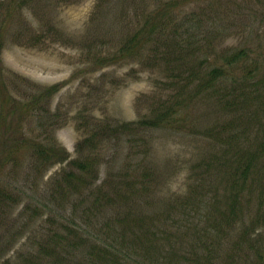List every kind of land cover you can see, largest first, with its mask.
I'll list each match as a JSON object with an SVG mask.
<instances>
[{"label":"trees","instance_id":"trees-1","mask_svg":"<svg viewBox=\"0 0 264 264\" xmlns=\"http://www.w3.org/2000/svg\"><path fill=\"white\" fill-rule=\"evenodd\" d=\"M55 1L0 0V229L13 245L10 209L27 193L18 178L26 157L35 158L37 170L66 163L53 198L78 196L80 205H90L83 218H48L37 229L38 251L17 264H264L263 53L247 45L217 51L233 33L264 25L246 5L264 8V0H97L95 27L80 42L84 62L93 70L140 62L163 73L161 89L168 92L135 121L77 116L82 137L74 158L55 136L62 117L50 108L61 84L32 83L2 58L11 37L35 47L61 35L44 10ZM24 10L36 14V26ZM207 98L228 118L217 115L213 126L198 128L191 110ZM156 130L194 132L207 144L192 158L183 193L147 203L157 191L156 166L152 175L135 170ZM121 140L136 152L97 185L100 152ZM139 155L141 162H133ZM35 210L25 207L20 218Z\"/></svg>","mask_w":264,"mask_h":264},{"label":"rangeland","instance_id":"rangeland-1","mask_svg":"<svg viewBox=\"0 0 264 264\" xmlns=\"http://www.w3.org/2000/svg\"><path fill=\"white\" fill-rule=\"evenodd\" d=\"M96 2L97 0L69 2L56 0L44 10L51 21L50 24L55 25V30L61 33L60 36L50 37L43 44L35 47L16 43L11 37L2 52L3 64L14 73L31 80L32 83L43 86L61 84V89L51 99L50 108L52 112L59 111L62 117L60 120L62 126L55 131V136L67 152H70L72 158L76 157L75 146L82 137L77 130V116L84 114L92 115L99 120L109 118L117 121H135L139 119L140 113L144 114L148 111L154 98L157 100L168 92L161 89L160 81L164 79L163 73L143 66L140 62L128 61L95 70L84 62L80 42L88 34L89 25L91 28L95 27L90 20ZM246 5L252 8L250 11L254 16L264 17L263 7L253 2ZM24 11L27 20L36 26L38 21L36 14L30 10ZM257 33H260L262 38H257ZM244 45L253 50L259 48L260 53H263L261 61L264 64V25L247 27L243 34L233 33L217 43V51L222 52ZM209 100L210 98H207L191 110L194 114L190 117L197 119L193 122L198 128L213 126L218 121V116L220 121L228 118L224 111H220L218 115L217 109ZM212 101L216 105L215 101ZM29 124L35 126L36 122L31 120ZM148 138L149 148L145 147L143 151L148 149L149 155L147 154L145 161L137 166L135 176L144 173L152 175L150 165L156 166L157 191L156 194L153 191L151 200L148 199L147 202L154 203L160 198L184 192L185 179L192 158L198 149H203L207 143L203 142L196 133L184 131L156 130ZM105 146L100 152L101 163L98 168L97 185L110 180V174L115 177L121 165L128 161L127 154L136 152V148H128L122 140L113 141ZM142 155L133 157V162H141L140 159L144 156ZM34 160V157H26L18 174L21 185H24L27 193L23 195L18 205L10 209L11 218L16 219L13 245L8 246L9 237L6 229H0V264H17L29 251L37 252V244L41 242L37 229L45 225L48 218L56 216L61 219L64 216L70 219L74 215L83 218L84 209L90 205L89 201L80 205L78 196L63 199L55 194L54 199L53 191L59 188L58 175L66 167V163L48 168L44 166L37 170L31 167ZM151 175L146 180H149ZM0 186H4L2 173ZM47 203L50 204V208L45 207ZM30 205L36 208L37 215L30 218L32 221L25 218L28 213L27 216L20 218L25 207L28 208ZM29 216H32L30 212ZM27 221L29 224L23 226Z\"/></svg>","mask_w":264,"mask_h":264}]
</instances>
